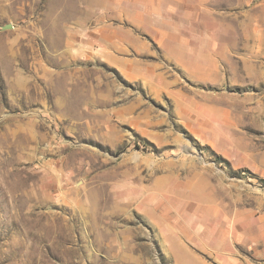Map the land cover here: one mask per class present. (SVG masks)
<instances>
[{
	"label": "rangeland",
	"instance_id": "1",
	"mask_svg": "<svg viewBox=\"0 0 264 264\" xmlns=\"http://www.w3.org/2000/svg\"><path fill=\"white\" fill-rule=\"evenodd\" d=\"M0 264H264V0H0Z\"/></svg>",
	"mask_w": 264,
	"mask_h": 264
},
{
	"label": "bare ground",
	"instance_id": "2",
	"mask_svg": "<svg viewBox=\"0 0 264 264\" xmlns=\"http://www.w3.org/2000/svg\"><path fill=\"white\" fill-rule=\"evenodd\" d=\"M197 72L200 74V76H203L202 74H203L204 72H207V70L205 69L204 66H202V65H197Z\"/></svg>",
	"mask_w": 264,
	"mask_h": 264
},
{
	"label": "water",
	"instance_id": "3",
	"mask_svg": "<svg viewBox=\"0 0 264 264\" xmlns=\"http://www.w3.org/2000/svg\"><path fill=\"white\" fill-rule=\"evenodd\" d=\"M13 26L12 25H9V26H5L4 29H12Z\"/></svg>",
	"mask_w": 264,
	"mask_h": 264
}]
</instances>
